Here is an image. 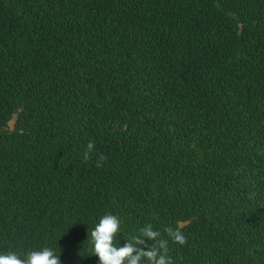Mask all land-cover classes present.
Listing matches in <instances>:
<instances>
[{
    "label": "trees",
    "instance_id": "trees-1",
    "mask_svg": "<svg viewBox=\"0 0 264 264\" xmlns=\"http://www.w3.org/2000/svg\"><path fill=\"white\" fill-rule=\"evenodd\" d=\"M107 214L264 264V0H0V255L100 264Z\"/></svg>",
    "mask_w": 264,
    "mask_h": 264
},
{
    "label": "clouds",
    "instance_id": "clouds-1",
    "mask_svg": "<svg viewBox=\"0 0 264 264\" xmlns=\"http://www.w3.org/2000/svg\"><path fill=\"white\" fill-rule=\"evenodd\" d=\"M94 149L95 142L89 141L84 152L85 161L91 158ZM104 160L106 157L101 154L96 166L101 167ZM120 224L117 216L107 214L92 230L93 253L100 264H172L168 256V239L163 238L151 224L140 228L138 234L132 235L122 245L116 240ZM164 232L173 242L181 245L187 242L179 228L169 227ZM0 264H61V260L51 248L44 247L40 251L29 252L26 259H21L15 252L0 255Z\"/></svg>",
    "mask_w": 264,
    "mask_h": 264
},
{
    "label": "water",
    "instance_id": "water-1",
    "mask_svg": "<svg viewBox=\"0 0 264 264\" xmlns=\"http://www.w3.org/2000/svg\"><path fill=\"white\" fill-rule=\"evenodd\" d=\"M14 122H15V120L14 119H12L10 122H9V124H10V127L13 129V127H14ZM189 221H187V222H180V227H183L185 224H187Z\"/></svg>",
    "mask_w": 264,
    "mask_h": 264
}]
</instances>
